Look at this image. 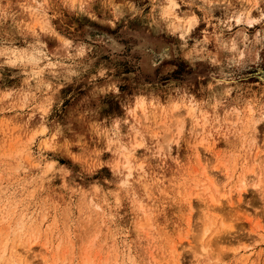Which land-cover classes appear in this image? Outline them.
<instances>
[{
	"label": "rangeland",
	"instance_id": "1",
	"mask_svg": "<svg viewBox=\"0 0 264 264\" xmlns=\"http://www.w3.org/2000/svg\"><path fill=\"white\" fill-rule=\"evenodd\" d=\"M0 264H264V0H0Z\"/></svg>",
	"mask_w": 264,
	"mask_h": 264
},
{
	"label": "bare ground",
	"instance_id": "2",
	"mask_svg": "<svg viewBox=\"0 0 264 264\" xmlns=\"http://www.w3.org/2000/svg\"><path fill=\"white\" fill-rule=\"evenodd\" d=\"M252 15V14H251ZM252 17V16H251ZM248 21H250V20H248ZM256 22V21H255ZM180 24V23H179ZM179 27V26H178ZM191 111L192 110H190L189 111V114H191ZM256 143V142H255ZM258 159H260V158H258ZM219 176V175H218ZM253 176H254V178H256L257 177V171H256V169H254L253 170ZM246 178V177H245ZM244 180V179H243ZM245 180H247V179H245ZM213 189V188H212ZM223 199V198H222ZM230 203V202H229ZM214 209V208H213ZM215 212V211H214ZM218 212V211H217ZM8 241V240H7ZM213 244V241H209V245H212ZM208 245V244H207ZM28 251H29V249H28ZM21 258V257H20Z\"/></svg>",
	"mask_w": 264,
	"mask_h": 264
}]
</instances>
